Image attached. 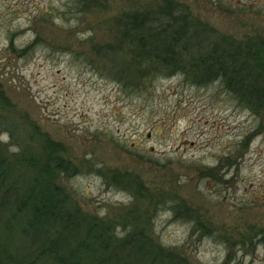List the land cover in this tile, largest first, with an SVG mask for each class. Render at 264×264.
I'll list each match as a JSON object with an SVG mask.
<instances>
[{
  "label": "rangeland",
  "instance_id": "rangeland-1",
  "mask_svg": "<svg viewBox=\"0 0 264 264\" xmlns=\"http://www.w3.org/2000/svg\"><path fill=\"white\" fill-rule=\"evenodd\" d=\"M105 3L79 12L73 0H0V89L16 135L44 139L41 157L52 146L78 168L49 176L113 235H125L131 214L187 264H264V107L255 114L220 80L196 84L181 73L130 86L128 71L147 64L125 39L167 4L222 34L257 39L264 0ZM0 143L9 157L19 149L1 129Z\"/></svg>",
  "mask_w": 264,
  "mask_h": 264
},
{
  "label": "trees",
  "instance_id": "trees-1",
  "mask_svg": "<svg viewBox=\"0 0 264 264\" xmlns=\"http://www.w3.org/2000/svg\"><path fill=\"white\" fill-rule=\"evenodd\" d=\"M105 2L73 0V6L85 12L105 6ZM125 39L147 64L145 71H128L130 86L146 83L158 74L181 73L196 84L220 80L239 106L261 114L264 37L235 39L193 19L185 7L167 4L145 12ZM36 42L23 50L28 52ZM11 109L10 100L0 89V129L8 132L19 148L9 157L0 143V264H187L145 234L139 218L126 216L122 221L125 235L117 231L113 235L112 226L70 205L50 174L54 169L80 171L58 156L52 146L41 157L44 139L28 143L24 136L18 137L14 119L8 115ZM207 173L215 179L221 177L214 168ZM172 202L170 207L176 212L180 203Z\"/></svg>",
  "mask_w": 264,
  "mask_h": 264
}]
</instances>
